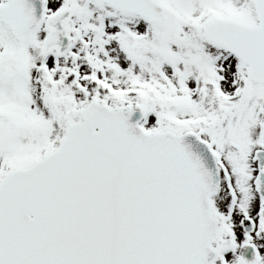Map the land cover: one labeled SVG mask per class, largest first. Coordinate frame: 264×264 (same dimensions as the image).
<instances>
[{
	"label": "snow or ice",
	"instance_id": "6c2138e0",
	"mask_svg": "<svg viewBox=\"0 0 264 264\" xmlns=\"http://www.w3.org/2000/svg\"><path fill=\"white\" fill-rule=\"evenodd\" d=\"M0 264H264V0H0Z\"/></svg>",
	"mask_w": 264,
	"mask_h": 264
}]
</instances>
